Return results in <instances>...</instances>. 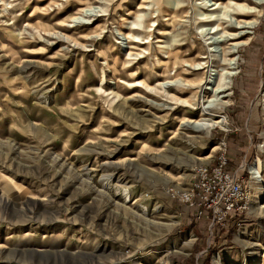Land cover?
<instances>
[{
	"label": "rangeland",
	"instance_id": "obj_1",
	"mask_svg": "<svg viewBox=\"0 0 264 264\" xmlns=\"http://www.w3.org/2000/svg\"><path fill=\"white\" fill-rule=\"evenodd\" d=\"M223 141L249 206L211 232L171 190ZM260 176L264 2L0 0V264H264Z\"/></svg>",
	"mask_w": 264,
	"mask_h": 264
},
{
	"label": "built area",
	"instance_id": "obj_2",
	"mask_svg": "<svg viewBox=\"0 0 264 264\" xmlns=\"http://www.w3.org/2000/svg\"><path fill=\"white\" fill-rule=\"evenodd\" d=\"M226 148L224 141L218 144L213 162L195 169L188 188L171 190V195L191 211L196 221L208 222L211 232L239 217L249 202L239 170L228 169Z\"/></svg>",
	"mask_w": 264,
	"mask_h": 264
},
{
	"label": "bare ground",
	"instance_id": "obj_3",
	"mask_svg": "<svg viewBox=\"0 0 264 264\" xmlns=\"http://www.w3.org/2000/svg\"><path fill=\"white\" fill-rule=\"evenodd\" d=\"M254 2L256 4H258V5H261L262 2H264V0H254ZM178 6L179 5H177V7ZM251 11H254V10H251ZM240 12H247L248 13L247 7L246 6H243V5L240 6V7H238V9L236 10V13H240ZM84 14H85V16H87V12L86 11L84 12ZM78 20H79V17H76V18L73 19V22L78 21ZM246 25H248L250 27L252 24H246ZM237 46H235L234 50H236V47ZM231 63H234V62H231ZM225 74H226V76H227L228 79H230L232 77V75H233L232 73H225ZM226 83L229 84V82H226V81L224 82L225 87H226ZM223 92H224V90H220L219 89V86H218V88L213 91V93L216 96V98L213 99V100H210V101H205L203 103V104L208 103L209 105L208 106H205V107L203 105L201 107V112H200L201 113V119H199L198 121L183 122L182 123L183 129L190 130V131H194V132H199V131L205 130L207 128H210L212 126H225L226 125L225 118L216 117V116H214L212 114L213 111L217 110L219 106L225 105V103H223L219 99L227 98L229 95H224V96L218 97V95L219 94H222ZM215 118L218 119V120H215ZM185 138L186 139H189L191 137L190 136H185ZM260 165H261V163L259 162L257 165H255V166L252 167V171H251V175L252 176H251V179H254L255 172L261 173ZM260 178H261V181H259L257 184L264 183V180H263L262 176H260ZM255 179H257V178L255 177ZM257 190H260V188H257ZM247 206H249V203L247 204ZM261 209H264V206H262ZM255 259H257V258H255Z\"/></svg>",
	"mask_w": 264,
	"mask_h": 264
},
{
	"label": "crops",
	"instance_id": "obj_4",
	"mask_svg": "<svg viewBox=\"0 0 264 264\" xmlns=\"http://www.w3.org/2000/svg\"><path fill=\"white\" fill-rule=\"evenodd\" d=\"M229 167H230V166H229ZM229 167H228L229 170H233V169H235V168H232V167L229 168ZM236 169H237V168H236Z\"/></svg>",
	"mask_w": 264,
	"mask_h": 264
}]
</instances>
